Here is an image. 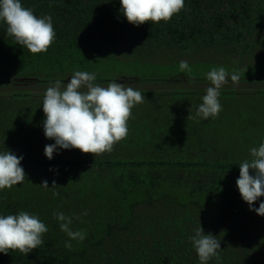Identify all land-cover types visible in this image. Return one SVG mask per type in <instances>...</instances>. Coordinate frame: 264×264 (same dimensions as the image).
<instances>
[{
    "label": "trees",
    "instance_id": "trees-1",
    "mask_svg": "<svg viewBox=\"0 0 264 264\" xmlns=\"http://www.w3.org/2000/svg\"><path fill=\"white\" fill-rule=\"evenodd\" d=\"M22 6L50 15L56 37L47 52L32 54L0 23V86L66 84L75 71H87L103 87L125 83L145 99L110 152L95 157L59 149L49 160L45 146L55 141L43 130L45 92L0 95V152L22 155L26 174L0 191V214L27 211L48 227L39 248L0 253V264H200L189 237L201 226L221 242L219 260L208 264H264V216L249 209L236 184L240 164L264 141V125L230 123L223 111L190 118L196 101L187 111L171 110V102L159 104L168 97L155 89L187 80L165 73L180 56L209 59L215 67L247 60L254 69L239 78L264 82V0H185L171 20L139 26L123 16L120 0H22ZM194 82L205 86L182 94L202 101L211 82L206 74ZM145 83L147 89L138 87ZM225 88L220 100L239 93ZM232 132L240 141L231 142ZM45 180L57 188L42 187ZM261 201L264 196L254 207ZM55 212L72 216V229L85 230L86 239L66 248L69 237Z\"/></svg>",
    "mask_w": 264,
    "mask_h": 264
},
{
    "label": "clouds",
    "instance_id": "clouds-1",
    "mask_svg": "<svg viewBox=\"0 0 264 264\" xmlns=\"http://www.w3.org/2000/svg\"><path fill=\"white\" fill-rule=\"evenodd\" d=\"M120 4V11L127 21L139 26L146 22L171 20L184 8L185 0H120ZM0 23L6 24V33L13 37L16 44L32 54L47 52L56 37L52 17L35 15L32 9L22 6V0H0ZM179 69L191 71L186 60L180 61ZM206 77L211 86L206 89L195 116L190 118H215L222 111L219 101L222 86L229 79H239L236 72L230 74L223 66L212 68ZM95 81V73L75 71L66 84L57 79L46 89L42 103L45 114L43 130L47 139L55 141L45 146L44 154L49 160L59 149H79L96 157L110 152L115 143L126 137L131 111L144 102V95L125 83L112 81L103 87ZM250 153L251 159H245L239 166L240 176L236 184L249 209L264 216V201L259 203L258 208L254 207L264 196V141L251 148ZM23 159L22 155L17 156L10 150L0 152V191L25 180V170L21 166ZM250 169L253 175H250ZM42 187L57 188L55 181L49 188L47 180L43 181ZM82 214L88 213L85 211ZM53 215L61 231L69 237L65 241L66 248L72 247L73 240L83 242L86 239L85 230L72 229V216L63 212ZM47 232L48 227L35 214L27 211L0 214V253L18 250L27 255L44 243L43 236ZM189 240L200 264H208L214 257L219 260L221 242L213 234H205L202 226L193 230Z\"/></svg>",
    "mask_w": 264,
    "mask_h": 264
},
{
    "label": "rangeland",
    "instance_id": "rangeland-1",
    "mask_svg": "<svg viewBox=\"0 0 264 264\" xmlns=\"http://www.w3.org/2000/svg\"><path fill=\"white\" fill-rule=\"evenodd\" d=\"M179 60H182V56H180ZM191 71H181L179 69V65L175 66L171 69V71L165 69V73L169 74V73H174V75H181L183 77H185V79H187L186 81H174L172 82H167L164 84H161L158 88H155L156 90H158V92H162L165 95V98H167L166 100L163 101L162 98L158 99L159 104L161 105H165L166 103H170V108L171 110H175V109H179L181 108L183 111H187V109H189L191 106H193V102L196 101V106H198L200 103H202L201 100H198L196 98H189L188 95L186 94H182V92H187L189 89H200V88H204L205 84H200L198 82H194V79H198L200 76L205 75L206 73H208L212 68H214V63H212L209 59H194L192 56L190 58H188L187 60ZM247 60H243V64L246 66H242V64H238V63H227V64H222L225 65L224 68L231 74L233 72H236L239 74V76L242 77H247L248 75H250L251 73L249 72L248 67H250L249 69L251 70L254 69L252 63H246ZM263 67V64H260L259 66L257 65L256 71L261 70ZM165 68V67H164ZM1 76V75H0ZM171 77H169L171 79ZM180 77V76H179ZM249 81V80H248ZM252 82L254 85H264L262 83L264 82ZM142 85V87H141ZM233 85V87H232ZM229 85L227 88L225 89H229V90H235L238 88V85L232 84ZM225 85L222 86V88ZM50 87V86H48ZM45 85H36V84H27V85H20V86H10V85H6V86H0V95H6L7 93L16 90V91H20V92H32V93H39V95L42 92H45L46 89L48 88ZM141 89H147V83L145 84H140ZM247 90L246 88H243ZM264 89V86H262V90ZM190 91V90H189ZM172 92H178L179 94L177 96H173L171 93ZM244 92H248V91H244ZM240 93H237V95H233V96H229L228 98H224L220 100V103L222 105V115L228 119V121L230 123H236V122H244V123H248L251 122L252 120H256L257 123H260V125L254 126V127H249V128H258L261 125H264V94L262 93H246L249 94L246 97H240V99H236V97L239 95ZM236 96V97H235ZM236 99V100H234ZM261 99V100H260ZM187 102H191L190 106L188 107V103ZM249 103V104H248ZM147 106L146 103L145 105H143L142 107ZM193 108V107H192ZM2 111H4V109H0ZM192 111V110H189ZM196 111V110H195ZM249 126H251V124H249ZM247 130V129H246ZM253 136V138H256V134H251ZM262 137V135H257ZM233 141H240L239 135H237L235 132H232L231 135V142ZM246 143H250L247 140L245 141Z\"/></svg>",
    "mask_w": 264,
    "mask_h": 264
},
{
    "label": "crops",
    "instance_id": "crops-1",
    "mask_svg": "<svg viewBox=\"0 0 264 264\" xmlns=\"http://www.w3.org/2000/svg\"><path fill=\"white\" fill-rule=\"evenodd\" d=\"M242 78H239L238 81H233V82H230L229 84H224L225 85L224 87L227 88L229 85H232V84H235L236 83L238 85V88L235 89V90L238 91L239 93L242 92V93H240L237 96V98H240L241 96L242 97L243 96L246 97V96L249 95V94H244L245 93L244 91H248L246 93H249V92H251V93H257L259 91H263L262 90V86H264V85H254L252 82L248 81L247 79H243L242 80ZM253 82H255V81H253ZM262 84H264V83H262ZM232 87H233V85H232ZM246 87H247V90L246 89H243V88H246Z\"/></svg>",
    "mask_w": 264,
    "mask_h": 264
}]
</instances>
